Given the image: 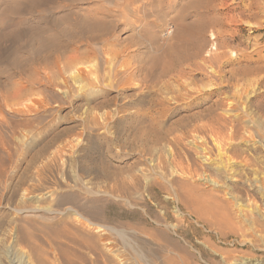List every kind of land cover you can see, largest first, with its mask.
Masks as SVG:
<instances>
[{
	"label": "rangeland",
	"instance_id": "obj_1",
	"mask_svg": "<svg viewBox=\"0 0 264 264\" xmlns=\"http://www.w3.org/2000/svg\"><path fill=\"white\" fill-rule=\"evenodd\" d=\"M20 14L0 34V264H264V0Z\"/></svg>",
	"mask_w": 264,
	"mask_h": 264
},
{
	"label": "bare ground",
	"instance_id": "obj_2",
	"mask_svg": "<svg viewBox=\"0 0 264 264\" xmlns=\"http://www.w3.org/2000/svg\"><path fill=\"white\" fill-rule=\"evenodd\" d=\"M26 1L29 2L30 4L26 8V10H21V6H22L23 2H26ZM49 2H50V0H6V6L4 7L3 15H2V18H0V34L2 33V31L7 26H12V27L14 26L15 29H21L20 26L25 21V18L13 20V18H14V17H12L13 14L16 16V14L19 12L20 13L22 12V14H23V11L25 13V12H32L33 10H35V12L40 14L41 17L43 15L45 17V14H42V12L47 10V8L49 6ZM22 14H20V15H22ZM8 16L12 17V20ZM203 28H204V25H202L200 27L201 30ZM210 35H211V38L214 39V34L211 33ZM211 46H213L212 49H215L214 45H211Z\"/></svg>",
	"mask_w": 264,
	"mask_h": 264
}]
</instances>
